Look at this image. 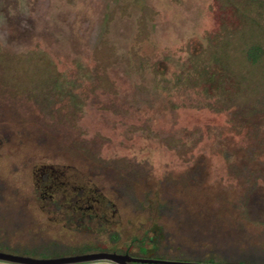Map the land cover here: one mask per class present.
<instances>
[{
    "label": "rangeland",
    "instance_id": "1",
    "mask_svg": "<svg viewBox=\"0 0 264 264\" xmlns=\"http://www.w3.org/2000/svg\"><path fill=\"white\" fill-rule=\"evenodd\" d=\"M260 1L0 0V183L25 202L26 231L109 250L93 253L136 257L145 243L142 258L217 263L208 252L202 261L147 250L155 229L171 250L215 245L159 212L170 195L195 225L264 241L246 205L264 193V59L243 52L258 39L244 33L263 23ZM211 65L240 88L229 79L204 96L191 73ZM127 180L151 201L144 211L117 198ZM12 214L0 217L10 232ZM25 235L0 233V252L35 256L39 240Z\"/></svg>",
    "mask_w": 264,
    "mask_h": 264
},
{
    "label": "trees",
    "instance_id": "2",
    "mask_svg": "<svg viewBox=\"0 0 264 264\" xmlns=\"http://www.w3.org/2000/svg\"><path fill=\"white\" fill-rule=\"evenodd\" d=\"M227 1L231 2V0ZM260 4L264 10V0H261ZM232 16L233 21H231L235 27H237V29H245L248 25L247 18L245 16L237 17L234 14ZM246 33L244 34L247 39L253 38L254 36L258 38L256 41H249L243 51L248 62L251 64H257L260 60L264 59V19L263 23H257L254 27L250 25L249 28H247ZM188 62L189 61L185 62L186 66L189 67V69L193 68V63L189 64ZM225 70L226 69L223 67H216L214 65L206 66L197 71L193 69L191 77H193L192 80L196 82L195 86L201 88L200 90L204 96L213 97V95L216 96L221 94L224 82L229 79L231 83L236 82L235 84L237 85L235 89H239V86L242 84L241 80H237L236 77H233ZM242 79L245 80L246 78L242 77ZM11 193L13 194H10L8 186L0 183V217H2L7 208L12 209V224H14V227L17 229H13V231L10 232L7 227L0 223L2 229L0 230V233L2 235L13 236L16 232L21 230L25 231V236L28 237V239L39 240V244L31 248L37 253L33 257L37 258V255L40 253L44 254L41 256L42 258H58L80 255L82 253H93L96 252L97 249V251H109L91 244H85L80 247L65 246L58 240L46 239L41 236L38 237L37 235L32 234L31 231H26L31 223L30 214L26 209L25 202L18 199L17 191ZM117 195V198L120 201L125 202L124 205L132 206L135 211H144L149 206V203H151L147 197H144V200H139L130 180L124 182ZM248 196L246 205L251 221L264 226V193H257L256 190H254V192ZM158 208L161 214H167L171 217L180 219L183 224L181 231L189 237L191 241L199 243L200 240L211 239L215 241V245L208 250L203 249V246L200 244L197 247H192L191 245L184 244L183 241H178L174 244V249L171 250V245L164 246L162 243V240L164 239L169 240V233L161 229H155L154 231L156 232V235L150 239L152 246L151 248L148 247V251L156 254L193 252L200 254L202 261L207 259L205 253L208 252L212 254L211 259L220 264H264V241L262 240V237L260 238L261 242L259 243L252 242L247 238V242L242 245L239 240L243 239V237H240L238 232H225V234H223L222 230H219L216 226H210L206 221H201L200 223H197L198 225H195L194 220L187 216V214H185L186 212L181 209V201L170 195L164 197V201L159 204ZM84 227L85 229L91 230L87 226ZM76 248L79 252H74ZM144 248L146 249L145 243L142 244L136 257H144L139 255ZM170 250L172 252H170ZM122 254L134 256L127 250L122 252Z\"/></svg>",
    "mask_w": 264,
    "mask_h": 264
},
{
    "label": "water",
    "instance_id": "3",
    "mask_svg": "<svg viewBox=\"0 0 264 264\" xmlns=\"http://www.w3.org/2000/svg\"><path fill=\"white\" fill-rule=\"evenodd\" d=\"M109 260L117 264H209L197 262H180L161 259H147L131 256L129 254H119L110 252L86 253L73 256L58 258H34L22 255H16L6 252H0V261H6L16 264H76L84 262H95ZM220 264V263H214Z\"/></svg>",
    "mask_w": 264,
    "mask_h": 264
},
{
    "label": "built area",
    "instance_id": "4",
    "mask_svg": "<svg viewBox=\"0 0 264 264\" xmlns=\"http://www.w3.org/2000/svg\"><path fill=\"white\" fill-rule=\"evenodd\" d=\"M94 264H117V263L109 260H103V261H95Z\"/></svg>",
    "mask_w": 264,
    "mask_h": 264
},
{
    "label": "crops",
    "instance_id": "5",
    "mask_svg": "<svg viewBox=\"0 0 264 264\" xmlns=\"http://www.w3.org/2000/svg\"><path fill=\"white\" fill-rule=\"evenodd\" d=\"M0 262H3V263H0V264H16V263H10V262H6V261H0Z\"/></svg>",
    "mask_w": 264,
    "mask_h": 264
}]
</instances>
